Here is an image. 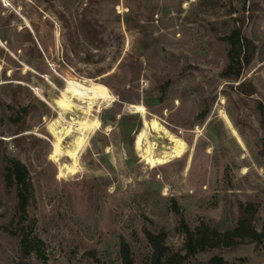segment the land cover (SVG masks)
<instances>
[{
  "label": "rangeland",
  "instance_id": "1",
  "mask_svg": "<svg viewBox=\"0 0 264 264\" xmlns=\"http://www.w3.org/2000/svg\"><path fill=\"white\" fill-rule=\"evenodd\" d=\"M85 7L109 42L103 49L81 43L75 53L77 42L69 45L59 12L72 22ZM233 18L244 20V33L256 46L242 80L255 89L247 97L220 77L228 52L221 38ZM67 80L104 85L112 98L90 112L101 127L87 134L75 175L65 170L72 166L65 153L80 135L77 122L87 106L72 99L71 111L58 109ZM18 104L30 113L26 130L14 135ZM131 105L143 106L146 116ZM260 105L264 0H0V148L29 170V215L41 241L38 257L20 256L10 233L18 225L15 195L0 167V264H119L123 240L135 264H146L145 230L166 231V245L177 252L184 245L180 218L192 229L206 222L224 232L236 226L240 202L259 204L260 228ZM145 118L185 143L182 158L147 164L135 147ZM68 126L72 132L64 136ZM146 132L144 147L156 143L155 157L172 147L165 135ZM56 133L64 136L57 160ZM222 256L235 264H264V249L253 245Z\"/></svg>",
  "mask_w": 264,
  "mask_h": 264
},
{
  "label": "trees",
  "instance_id": "2",
  "mask_svg": "<svg viewBox=\"0 0 264 264\" xmlns=\"http://www.w3.org/2000/svg\"><path fill=\"white\" fill-rule=\"evenodd\" d=\"M63 20L66 36L70 44H75L73 50L78 53L81 43H86L97 49H103L109 42L97 21L89 15L85 7L68 21L65 14L59 12ZM229 32L221 38L228 45L227 65L220 74L221 79L229 83L235 91L247 97L255 90L251 84L242 82L244 72L255 58L256 46L245 35V22L233 18ZM34 49L36 46L34 44ZM37 51V49H36ZM260 124L262 127V152L264 153V107L260 105ZM30 110L27 106L18 104L13 109L12 123L15 128L14 135L26 130V118ZM206 114L202 113L201 117ZM3 143L0 141V144ZM0 167L3 179L8 189H11L16 200V216L18 225L11 230V235L17 239L20 256L29 259L32 255H40L41 241L35 233L36 221L29 215L31 200V186L27 166L17 158L8 154L7 150L0 148ZM260 207L257 203H242L237 206V222L233 229L219 232L212 229L206 222H201L195 229L188 226L184 219H179L177 230L184 236L183 249L172 251L166 245V231L152 232L145 230V238L149 246L146 264H235L226 260L222 252L234 250L241 246L253 245L255 250L264 249V225H256ZM119 264H135L136 259L131 246L126 241L120 243Z\"/></svg>",
  "mask_w": 264,
  "mask_h": 264
},
{
  "label": "bare ground",
  "instance_id": "3",
  "mask_svg": "<svg viewBox=\"0 0 264 264\" xmlns=\"http://www.w3.org/2000/svg\"><path fill=\"white\" fill-rule=\"evenodd\" d=\"M72 99H75L77 100L76 102L79 101L81 104H85L87 106V109H85L87 113V115L85 114L86 115L85 119L80 120V122H77L79 123L80 135L79 137H77L76 141L74 140L75 142L73 147L67 149L65 153V156L72 161V166L67 167L65 170L67 171L68 174L75 175L77 173V159L80 152L85 147V141H86L85 138L87 134L101 127L100 121L96 117H94L93 119L89 118L91 116L90 112L95 110L96 104L100 103V101L101 104L104 102L111 103L112 98L108 92V89L104 85L98 83L84 85L74 81L67 80L66 88L64 91H62V97L59 98V100H57L58 109L61 112L71 111L74 105L73 101H75V100L72 101ZM130 110H132L133 113L141 114L143 117H145L147 114L145 108L141 105H131ZM69 123L71 124V122ZM64 129H66V131ZM64 129L63 132L65 133L62 134L64 136L65 135L68 136V134L72 132L71 130L73 128L68 126V128H64ZM147 129H150L155 134H158L160 138L161 135H165V138L168 139L169 144L172 145L171 148L165 149L166 151L161 153L160 157L159 156L155 157L152 153V148L153 149L156 148V143H151L149 147H144V139L147 135L146 134ZM64 136L62 135L56 136L57 140L54 144V155H53V157L56 160L63 153L61 143L63 141ZM135 147L138 151L142 153L143 159L147 162V164L151 165L152 167L162 166L174 159L182 158L187 148L184 142H182L180 139L176 138L172 134H169L168 131L159 123L158 120L151 119L150 121H148L146 118L144 119L142 130H140L136 135ZM61 174L64 175L65 172L61 171Z\"/></svg>",
  "mask_w": 264,
  "mask_h": 264
}]
</instances>
